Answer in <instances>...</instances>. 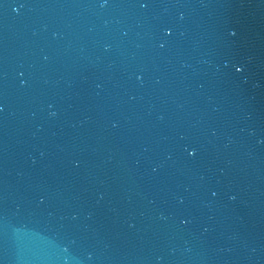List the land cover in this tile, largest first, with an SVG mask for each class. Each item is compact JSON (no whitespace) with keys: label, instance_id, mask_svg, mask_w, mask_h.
Masks as SVG:
<instances>
[{"label":"water","instance_id":"obj_1","mask_svg":"<svg viewBox=\"0 0 264 264\" xmlns=\"http://www.w3.org/2000/svg\"><path fill=\"white\" fill-rule=\"evenodd\" d=\"M0 264H264V0H0Z\"/></svg>","mask_w":264,"mask_h":264}]
</instances>
